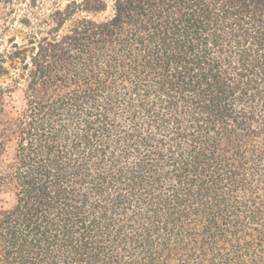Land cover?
<instances>
[{
  "label": "trees",
  "instance_id": "16d2710c",
  "mask_svg": "<svg viewBox=\"0 0 264 264\" xmlns=\"http://www.w3.org/2000/svg\"><path fill=\"white\" fill-rule=\"evenodd\" d=\"M0 264H264V0H69L13 42Z\"/></svg>",
  "mask_w": 264,
  "mask_h": 264
},
{
  "label": "rangeland",
  "instance_id": "374dc122",
  "mask_svg": "<svg viewBox=\"0 0 264 264\" xmlns=\"http://www.w3.org/2000/svg\"><path fill=\"white\" fill-rule=\"evenodd\" d=\"M69 0H0V55L13 42L23 44L40 18L63 7Z\"/></svg>",
  "mask_w": 264,
  "mask_h": 264
}]
</instances>
